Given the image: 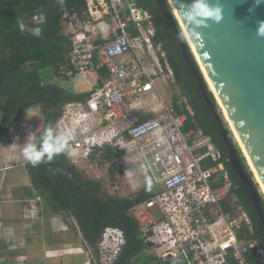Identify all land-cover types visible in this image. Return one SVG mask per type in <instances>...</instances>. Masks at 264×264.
Instances as JSON below:
<instances>
[{
    "label": "built area",
    "instance_id": "obj_1",
    "mask_svg": "<svg viewBox=\"0 0 264 264\" xmlns=\"http://www.w3.org/2000/svg\"><path fill=\"white\" fill-rule=\"evenodd\" d=\"M86 1L89 20L72 34L69 61L79 74L105 68L109 75L86 104L67 103L56 121L55 132L69 137L67 157L79 164L97 142L104 144L114 132L127 135L126 162L134 166L133 174L139 169L151 182L150 196L129 212L164 264H252V256L264 262V246L253 238L252 220L234 192L229 158L189 121L188 112L194 114L189 105L186 111L182 102L176 106L161 93L160 82L166 86L175 78L165 51L153 41L151 13L134 0ZM95 23L103 25L99 41L91 34ZM148 51L152 63L145 61ZM98 115L101 127L94 131ZM126 243L121 228L106 227L97 251H86L89 264H114Z\"/></svg>",
    "mask_w": 264,
    "mask_h": 264
},
{
    "label": "trees",
    "instance_id": "obj_2",
    "mask_svg": "<svg viewBox=\"0 0 264 264\" xmlns=\"http://www.w3.org/2000/svg\"><path fill=\"white\" fill-rule=\"evenodd\" d=\"M137 7L147 9L153 20L155 45H161L165 51L166 60L173 71L179 94L173 97V103L185 107L189 105L194 114H189V121L210 134L221 149L225 158H229V150L220 125L206 102L199 87L196 76L189 62L185 59L182 47L174 33V29L164 22L161 4L172 15L180 29L186 48L196 69L203 78L214 106L219 109L216 97L203 75V72L189 46L177 18L167 0H134ZM86 0H65L63 6L59 0H0V137L8 134L25 110L40 107L44 114V124L37 142L48 127L55 129V123L70 102L86 104L94 89L76 91L68 88L70 76L77 75L69 61L72 50V34H65V23L85 22L89 20ZM45 21L37 25L40 15ZM23 20L26 28L22 32L18 21ZM39 26L42 29L40 37L31 35V29ZM47 71V73H44ZM100 75V84L109 72L105 68L95 70ZM70 72L71 75H70ZM52 73V74H51ZM185 100V101H184ZM149 117V116H146ZM145 116L141 119L146 118ZM229 141L236 148L239 160L254 183L252 171L246 162L231 131L226 127ZM34 191L57 214L75 218L80 232L88 247L98 245L106 227L121 228L127 243L114 264H164L153 253H148L150 244L143 238L137 221L129 210L135 202L150 196L149 186L139 191L134 201L128 199L109 216H105L98 201L84 184L78 170L65 152L57 155L49 163L34 166L26 165ZM117 168V167H116ZM227 168L236 184L234 192L239 202L248 212L255 234L264 246V227L259 218L255 202L250 191L233 170L231 162ZM263 201L264 196L260 194ZM252 264H264L259 258L252 256ZM173 264V263H167Z\"/></svg>",
    "mask_w": 264,
    "mask_h": 264
},
{
    "label": "water",
    "instance_id": "obj_3",
    "mask_svg": "<svg viewBox=\"0 0 264 264\" xmlns=\"http://www.w3.org/2000/svg\"><path fill=\"white\" fill-rule=\"evenodd\" d=\"M191 2L169 0L209 88L222 104L246 151L245 155L253 165L252 170L264 188V37L257 35L258 21L264 20V3L250 12L255 0H208L211 5L219 4L222 7V20L218 23L208 20L206 27L197 29L200 35H196L192 32V26L183 19L184 6ZM161 7L164 22L174 29L183 55L192 67L202 94L220 125L233 170L250 191L264 227L262 193L249 178L236 148L229 141L224 119L214 106L203 78L189 56L180 29L170 12L162 4Z\"/></svg>",
    "mask_w": 264,
    "mask_h": 264
},
{
    "label": "crops",
    "instance_id": "obj_4",
    "mask_svg": "<svg viewBox=\"0 0 264 264\" xmlns=\"http://www.w3.org/2000/svg\"><path fill=\"white\" fill-rule=\"evenodd\" d=\"M85 22L71 24L81 27ZM95 24L97 27L91 34L99 41L102 34L98 26L103 28V25ZM84 76L85 80L80 79L76 82V76L73 75L74 78L69 77L68 82L64 84L76 91L93 89L89 88L90 80L93 78L97 86L100 84V75L96 71L84 74ZM1 116L0 113V119ZM39 118H44L40 107L25 110L13 129L0 137V264H33L42 262V260L45 264H85L86 258L88 259L85 255L87 248L80 229L76 226L77 229L72 228L71 221L55 213L37 195L26 167L29 161L23 156L22 149L29 142H37L42 131V126L39 128ZM9 165L12 167L7 168ZM36 200L38 202L35 204ZM41 227L46 233L45 236L39 238ZM71 229L76 231V237L79 240L76 242L75 239H70V242L73 240L75 243L66 242L65 244L64 242L62 247H56L58 249L49 243L48 246L42 245L38 248L24 250L15 243L6 242L7 238L27 236L30 247H32L38 244V240L52 241L55 233L64 237L69 236ZM32 233L35 235L32 236Z\"/></svg>",
    "mask_w": 264,
    "mask_h": 264
},
{
    "label": "rangeland",
    "instance_id": "obj_5",
    "mask_svg": "<svg viewBox=\"0 0 264 264\" xmlns=\"http://www.w3.org/2000/svg\"><path fill=\"white\" fill-rule=\"evenodd\" d=\"M167 2L172 10L169 0H167ZM64 26L65 28L63 32L65 34H73L74 31L80 28V26L79 27L77 25L74 26L71 23H65ZM154 52H155V55L158 57V59L161 62H163L165 57L163 56V53L158 46L155 47ZM121 58L129 59L130 57L129 55H124ZM144 58H145L146 63L154 62V54L151 53V51L144 53ZM44 73H47V71H45ZM70 77L74 78L73 76H70ZM80 79L85 80L86 78L84 74L77 73L75 77L76 82L79 81ZM96 86H97V82L95 81V79L94 78L91 79L89 88H94ZM160 90H161L162 95L165 97V99L169 100L170 102L173 101V97L175 94L180 93L179 87L177 86L174 80L167 81L166 86L163 85V83L161 84L160 82ZM217 103L219 105V109H218L219 113L224 119V123L226 127L230 129L233 138L235 139L242 154L244 155L246 162L249 166V169L252 171L254 179L262 195L264 196V191L262 189V186L258 182V179L252 170V166L249 164V159L245 155V152L238 140V137L236 136L235 131L232 128L230 121L228 120V117L225 114L224 109L222 108L218 100H217ZM180 104H181V101H180ZM43 124H44V118L43 119L41 118L39 120V128H41ZM93 126H94V131H98V129L101 127L100 115L97 116V120L96 122L93 123ZM130 153L131 152L129 151V148H128L127 135L125 133L117 135V133L114 132V134L111 135L110 139L105 141L104 144H100L99 142H97L94 145L93 150L88 156V158H86L83 162L79 164H74V166L76 167V169L78 170V173L80 174L82 178V181L89 188L94 198L98 201V204L100 205L105 216H109L112 213H114V211L118 210V208H120L123 205L124 201L128 199L134 201L139 191L143 187L149 186V180H150L149 175L140 174L142 173V171H140L139 169H135V171H138V173L133 174L134 166L132 165V163L128 164L126 162V158L130 155ZM71 162L74 163L73 160ZM60 215L63 218L67 219L68 221H71L72 228L77 229L74 218L69 217V216H64L62 214ZM40 231L41 232H40L39 238H42L43 236H45L46 231L43 230L42 227L40 228ZM20 232L18 233L20 234ZM69 233L70 235L69 236L65 235V237L63 235H59L58 233H55L56 235L52 241L47 242V240L45 239L38 240V244L32 247H30L27 236L7 238L8 240L6 242L8 244L15 243L16 245L20 246L24 250H27L29 248L30 249L38 248V247H41L42 245H47L49 243L55 249H58L56 248L57 246L62 247L63 245L62 243L65 242L66 244V242H70L69 241L70 239H75L76 242L79 240L76 237L75 230L71 229ZM34 235L35 233H32V236ZM51 235H53V233H51ZM75 241L72 240L70 243H75ZM81 243L83 244L82 240H81ZM85 247L87 248V250L91 249L93 252L97 251V245L94 247H88L87 245H85ZM152 251L153 250L150 247L147 249L148 253H153ZM85 255L88 258L90 257V255H88L87 252L85 253ZM35 256L39 258L38 255H35ZM43 262L44 261L42 260V262L40 261V262H36L33 264H45ZM85 264H89V259L86 258Z\"/></svg>",
    "mask_w": 264,
    "mask_h": 264
},
{
    "label": "clouds",
    "instance_id": "obj_6",
    "mask_svg": "<svg viewBox=\"0 0 264 264\" xmlns=\"http://www.w3.org/2000/svg\"><path fill=\"white\" fill-rule=\"evenodd\" d=\"M65 0H59L61 6H63ZM264 3V0H255V5L250 8V12H254L255 7ZM185 7L183 12V19L192 26V32L196 35H200L197 32L201 26H207V21L220 22L222 20V7L219 4L211 5L208 0H192V2ZM45 17L40 15L37 25L43 24ZM18 27L23 32L26 25L23 20L18 21ZM31 35L34 37H40L42 35V29L36 26L31 29ZM257 35L264 37V20L258 21ZM142 130V129H141ZM159 136V131L156 133ZM69 142L68 135L57 134L55 129L48 127L44 130L40 140L38 142H29L25 144L22 149L23 156L34 166L41 163L51 162L57 155L66 151V147ZM151 182L149 181V186Z\"/></svg>",
    "mask_w": 264,
    "mask_h": 264
},
{
    "label": "bare ground",
    "instance_id": "obj_7",
    "mask_svg": "<svg viewBox=\"0 0 264 264\" xmlns=\"http://www.w3.org/2000/svg\"><path fill=\"white\" fill-rule=\"evenodd\" d=\"M211 84V83H210ZM211 87H212V85H211ZM221 104V103H220ZM222 105V104H221ZM227 116V115H226ZM228 117V116H227ZM228 120H229V117H228ZM230 121V120H229ZM231 123V122H230ZM233 128V127H232ZM235 133H236V131H235ZM236 136L238 137V135H237V133H236ZM238 140H239V142H240V144H241V141H240V139H239V137H238ZM242 146V145H241ZM242 148H243V146H242ZM243 150H244V148H243ZM244 152L246 153V151L244 150ZM247 156V155H246ZM248 158V157H247ZM249 163H250V165L252 166V169H253V165L251 164V162H250V159H249ZM256 177H257V179H258V182L260 183L261 181H260V179H259V177H258V175H256ZM262 189H263V191H264V188H263V186H262Z\"/></svg>",
    "mask_w": 264,
    "mask_h": 264
}]
</instances>
